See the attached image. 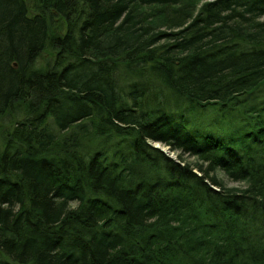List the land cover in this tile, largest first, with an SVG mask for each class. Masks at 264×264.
<instances>
[{
	"label": "trees",
	"instance_id": "16d2710c",
	"mask_svg": "<svg viewBox=\"0 0 264 264\" xmlns=\"http://www.w3.org/2000/svg\"><path fill=\"white\" fill-rule=\"evenodd\" d=\"M203 1L0 0V264H264V0Z\"/></svg>",
	"mask_w": 264,
	"mask_h": 264
},
{
	"label": "rangeland",
	"instance_id": "374dc122",
	"mask_svg": "<svg viewBox=\"0 0 264 264\" xmlns=\"http://www.w3.org/2000/svg\"><path fill=\"white\" fill-rule=\"evenodd\" d=\"M206 1H210V0H204L203 2ZM6 121V122H5ZM9 128V117L5 118L3 121H0V148L2 146V138H1V133H4L6 129ZM4 130V132H3ZM153 145L159 149H161L162 151H164L167 155H169L171 158L178 160V156L180 155V151H176V152H172L171 149L167 146H165L164 144L161 143H153ZM183 158L191 163V164H195L198 163L199 160L196 157L193 156H189L188 154L183 155ZM201 163V161H200ZM218 174L220 175V177H222L224 179V183L228 188H233V189H242L245 187V184L243 183H238V182H234L231 181L230 179H228L222 172H218ZM76 205V204H73Z\"/></svg>",
	"mask_w": 264,
	"mask_h": 264
}]
</instances>
